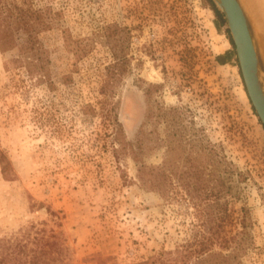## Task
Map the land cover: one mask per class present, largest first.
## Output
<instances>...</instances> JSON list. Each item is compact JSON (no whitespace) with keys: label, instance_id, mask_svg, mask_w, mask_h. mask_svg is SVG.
I'll return each mask as SVG.
<instances>
[{"label":"rangeland","instance_id":"obj_1","mask_svg":"<svg viewBox=\"0 0 264 264\" xmlns=\"http://www.w3.org/2000/svg\"><path fill=\"white\" fill-rule=\"evenodd\" d=\"M30 2L58 16L34 74L0 36V253L264 264V126L207 0ZM66 33L91 45L76 65Z\"/></svg>","mask_w":264,"mask_h":264},{"label":"trees","instance_id":"obj_2","mask_svg":"<svg viewBox=\"0 0 264 264\" xmlns=\"http://www.w3.org/2000/svg\"><path fill=\"white\" fill-rule=\"evenodd\" d=\"M212 10L216 14L220 26H225L226 22L223 15L218 11L212 0H207ZM57 13L52 14L51 8H35L30 0H0V36L3 42V50L11 51L16 49L18 56L14 58V64L17 67H24L30 74L39 71L42 65L36 62L37 50L40 47L39 34L42 31H47L53 28L56 20ZM229 35V30L226 29ZM230 42L233 46V54L235 61L239 67L236 57L234 43L230 37ZM64 43L67 51L74 57L76 65L85 54L91 50V45H83L79 40L74 39L70 34L66 33L64 36ZM125 64L118 55H115V60L107 67V71L121 76L124 73ZM240 68V67H239ZM241 73V70H240ZM48 76V75H44ZM242 76V73H241ZM254 113L256 111L252 106ZM3 173L7 174V163L1 158ZM49 239V238H47ZM44 235L34 237L33 240L29 239L28 243L22 245V255L17 253L4 251L0 253V264H40L50 257L49 247L53 243L49 240H44ZM20 243L15 245L19 246ZM28 244V245H29ZM206 243H202L199 251L200 257L196 260L195 264H228L233 256H224L220 253L209 252ZM236 257V256H235Z\"/></svg>","mask_w":264,"mask_h":264},{"label":"water","instance_id":"obj_3","mask_svg":"<svg viewBox=\"0 0 264 264\" xmlns=\"http://www.w3.org/2000/svg\"><path fill=\"white\" fill-rule=\"evenodd\" d=\"M234 43L250 101L264 126V58L253 22L242 0H212Z\"/></svg>","mask_w":264,"mask_h":264},{"label":"bare ground","instance_id":"obj_4","mask_svg":"<svg viewBox=\"0 0 264 264\" xmlns=\"http://www.w3.org/2000/svg\"><path fill=\"white\" fill-rule=\"evenodd\" d=\"M242 2L253 22L264 58V0H242Z\"/></svg>","mask_w":264,"mask_h":264}]
</instances>
